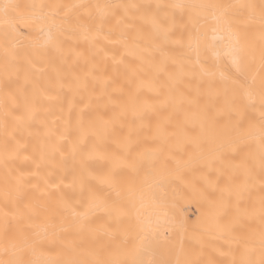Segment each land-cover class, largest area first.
Returning <instances> with one entry per match:
<instances>
[{
  "label": "snow or ice",
  "instance_id": "1",
  "mask_svg": "<svg viewBox=\"0 0 264 264\" xmlns=\"http://www.w3.org/2000/svg\"><path fill=\"white\" fill-rule=\"evenodd\" d=\"M21 24L30 29L26 43ZM0 42L5 74L24 80L3 113L0 264H264V0H0ZM69 95V112L83 105L74 135L68 123L48 128L29 153L17 136L38 135L42 102L51 110ZM257 106L258 122L248 114ZM108 138L116 144L106 156L111 167L95 177L88 162ZM225 139L235 155L209 148ZM174 141L218 173L214 230L223 245L162 244L122 196L135 185L118 178L122 167L162 179L171 162L179 168ZM68 156H79L80 171L65 184ZM21 158L28 169L10 167ZM100 211L106 218L97 223ZM174 249L177 258H165ZM157 251L161 258L145 259Z\"/></svg>",
  "mask_w": 264,
  "mask_h": 264
},
{
  "label": "bare ground",
  "instance_id": "2",
  "mask_svg": "<svg viewBox=\"0 0 264 264\" xmlns=\"http://www.w3.org/2000/svg\"><path fill=\"white\" fill-rule=\"evenodd\" d=\"M21 3H29L31 0H20ZM53 2H73V0H53ZM84 2L91 3H138L143 5H155L157 3H244L246 0H84ZM259 3V0H255ZM187 17H185V20ZM139 24V21H137ZM21 33L20 40L24 43L25 37L28 36L30 29L23 24L19 25ZM213 35L220 37L223 33L209 32V39ZM2 43V42H0ZM83 47V46H82ZM223 64L226 71H231L228 61L222 57ZM211 59L208 63H212ZM82 68L83 65L81 64ZM24 88V80L22 74L17 76L14 73L8 75L4 72L3 50L0 47V151L3 150V113L6 106L10 103V97L16 96L19 98L21 91ZM71 99L69 95L67 98H62L55 106L48 109L47 102H42L41 111L38 113V121L33 126L32 131L38 133L33 137H28L27 133L23 136L18 135L17 139L21 143L27 141L29 143V153L33 150V145L42 143L44 141L45 132L48 128L52 130H63L65 123H68L74 130L77 125V120L80 114V109L83 105L74 108L71 112L68 111V101ZM77 104L79 102L77 101ZM64 110L61 111L60 109ZM249 116L259 121V107L256 110H250ZM85 119H88L85 116ZM47 124V128L45 127ZM196 124V123H195ZM195 125L188 124L189 135L192 134ZM11 131V127L9 128ZM120 129L117 128V134ZM88 146L91 147V138L87 141ZM175 145L176 159L180 161V166L177 168L175 161L169 165V170L165 178H161L159 174L152 175L147 169L141 171L139 175L131 172L130 168L122 167L118 169V178L126 180L128 178L135 179V185L131 193L126 188L122 191V196L127 200H132L130 211L133 216L139 214L142 221L152 225L154 229H158L157 236L162 244L173 241L178 242L183 240L186 246L199 247V242L203 241L208 245L220 246V241L215 239L216 232L214 230V221L218 213L217 201L220 197V192L217 187V175L214 167H207L198 157L192 156V149L183 146L179 141L173 142ZM52 144L50 143L49 147ZM211 150L219 149L226 155H235L230 151L231 145L227 140H217L210 143ZM116 150V144L113 138H108L103 146L99 149L97 154L88 162V168L95 177H103L111 167L107 154ZM67 155V152H66ZM104 164V166L102 165ZM11 168L26 170L30 164L20 160L14 161L10 164ZM79 156L73 158L68 156L63 175L67 177L65 184H67L74 173H79ZM5 170L0 166V211L8 210L5 208V200L3 196V180ZM92 183L95 185L96 181ZM174 186V188L172 187ZM106 195L112 199H116V190L109 188L106 185L102 186ZM176 187L181 189V193L175 192ZM27 195H32V190L29 189ZM255 193L253 194V199ZM97 212L96 214H98ZM159 259L161 258L160 251L147 253L145 259ZM165 258L175 260L177 258L176 249H174Z\"/></svg>",
  "mask_w": 264,
  "mask_h": 264
},
{
  "label": "rangeland",
  "instance_id": "3",
  "mask_svg": "<svg viewBox=\"0 0 264 264\" xmlns=\"http://www.w3.org/2000/svg\"><path fill=\"white\" fill-rule=\"evenodd\" d=\"M195 121L191 122V124L195 125ZM228 156H230V154H227ZM104 166V164H102ZM174 188V186H172ZM174 190H176L175 192H178L179 194L181 193V189L176 187ZM106 218V214L102 211H100L98 214H96L93 219L97 222V223H100V222H103L104 219ZM224 242L223 241H220V245H223Z\"/></svg>",
  "mask_w": 264,
  "mask_h": 264
}]
</instances>
